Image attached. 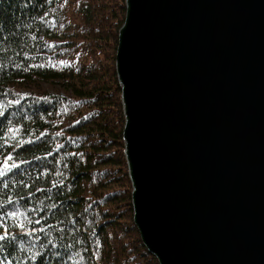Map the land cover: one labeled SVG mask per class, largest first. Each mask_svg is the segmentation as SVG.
<instances>
[{
  "label": "water",
  "instance_id": "1",
  "mask_svg": "<svg viewBox=\"0 0 264 264\" xmlns=\"http://www.w3.org/2000/svg\"><path fill=\"white\" fill-rule=\"evenodd\" d=\"M133 222L159 264H264V0H125Z\"/></svg>",
  "mask_w": 264,
  "mask_h": 264
},
{
  "label": "trees",
  "instance_id": "2",
  "mask_svg": "<svg viewBox=\"0 0 264 264\" xmlns=\"http://www.w3.org/2000/svg\"><path fill=\"white\" fill-rule=\"evenodd\" d=\"M125 11L0 0V163L18 165L0 176V264H159L133 222L115 70Z\"/></svg>",
  "mask_w": 264,
  "mask_h": 264
},
{
  "label": "snow or ice",
  "instance_id": "3",
  "mask_svg": "<svg viewBox=\"0 0 264 264\" xmlns=\"http://www.w3.org/2000/svg\"><path fill=\"white\" fill-rule=\"evenodd\" d=\"M16 101H14L15 103ZM8 132L10 133H14L15 129L9 128ZM6 142V141H5ZM16 147H20V144H16ZM9 161H13V156L11 153H8L7 156L5 157L3 163H0V176H4L6 174V172H11L12 169H16L18 168V165L13 161L12 163H9ZM0 211H2V209H0ZM11 216L16 217L17 216V212L13 211L10 213ZM19 227L23 228L24 225L21 224L19 225ZM33 231H35V229H33ZM8 235L7 232L4 233V235H0V239H4L6 236ZM33 259H35V257H33Z\"/></svg>",
  "mask_w": 264,
  "mask_h": 264
},
{
  "label": "rangeland",
  "instance_id": "4",
  "mask_svg": "<svg viewBox=\"0 0 264 264\" xmlns=\"http://www.w3.org/2000/svg\"><path fill=\"white\" fill-rule=\"evenodd\" d=\"M133 208V207H132Z\"/></svg>",
  "mask_w": 264,
  "mask_h": 264
}]
</instances>
